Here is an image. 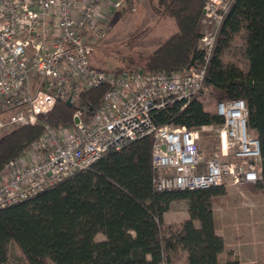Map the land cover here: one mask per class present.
Returning <instances> with one entry per match:
<instances>
[{"label":"built area","instance_id":"built-area-1","mask_svg":"<svg viewBox=\"0 0 264 264\" xmlns=\"http://www.w3.org/2000/svg\"><path fill=\"white\" fill-rule=\"evenodd\" d=\"M132 1L138 0H0V136L46 122L59 101L74 105L82 92L107 86L98 107L76 110L72 126L45 125L38 141L0 169V209L149 136L157 191L239 188L261 180V143L248 127L244 100L215 103L221 125L158 126L152 118L176 103L184 109L204 89L219 29L236 0H206L201 65L171 76L93 67L91 55L108 32L104 20Z\"/></svg>","mask_w":264,"mask_h":264},{"label":"trees","instance_id":"trees-1","mask_svg":"<svg viewBox=\"0 0 264 264\" xmlns=\"http://www.w3.org/2000/svg\"><path fill=\"white\" fill-rule=\"evenodd\" d=\"M155 12L172 19L176 31L143 60L122 58L114 72L142 71L171 76L204 63L200 50L206 0H153ZM247 68L225 64L224 55L239 37ZM99 70H105L98 67ZM216 103L244 100L250 131L260 140L262 178L242 185L264 199V0H236L223 21L209 61L204 89L184 109L181 103L152 112L158 126L196 128L223 123L207 112L203 91ZM107 91L102 85L84 91L72 107L59 101L46 122L18 126L0 136V169L17 160L44 134L74 124L76 110L98 107ZM152 136L103 156L88 170L15 205L0 209V264L15 245L28 264H240L220 262L225 240L216 233L214 208L227 195L223 187L194 191H157L152 165ZM186 202L188 219L168 225L174 203ZM103 234L104 240L97 236Z\"/></svg>","mask_w":264,"mask_h":264},{"label":"rangeland","instance_id":"rangeland-1","mask_svg":"<svg viewBox=\"0 0 264 264\" xmlns=\"http://www.w3.org/2000/svg\"><path fill=\"white\" fill-rule=\"evenodd\" d=\"M104 22L108 24L107 36L96 45L90 59L93 67H102L109 71L124 66L122 58L135 61L143 60L176 31V25L172 19L163 18L155 12L153 0H138L127 3L121 9L110 12ZM201 31L208 32V28L202 26ZM244 49V41L239 36L224 55V63L239 62L238 64L246 69L247 59L244 55ZM202 95L206 111L214 113L215 98L208 90L203 91ZM240 187L244 189L243 186ZM225 190L230 193L218 197V204L215 206V218L217 219L219 231H225L228 241L231 243L236 237L238 242L241 241L238 245L242 248L253 244L262 247L264 250L263 197L247 194L243 191H234L236 189L231 188ZM256 216L258 217L255 218ZM188 217L187 203H174L165 215V222L168 225L177 226ZM242 237L243 240H241ZM104 239L103 234L97 236L98 241ZM7 264L28 263L20 250L12 244L10 245Z\"/></svg>","mask_w":264,"mask_h":264},{"label":"crops","instance_id":"crops-1","mask_svg":"<svg viewBox=\"0 0 264 264\" xmlns=\"http://www.w3.org/2000/svg\"><path fill=\"white\" fill-rule=\"evenodd\" d=\"M231 189H236L234 191L245 192L244 189H242V187L231 188ZM227 193L229 194L230 192L227 191ZM257 217L258 216H256L255 218ZM214 219H215L216 233L225 240V244H226V252L222 253L219 256L220 262H226L228 259H230V256L228 254V252L230 251L233 253L232 258H238L240 264H254V263L264 264V250L262 249V247L252 244V245H248L246 248H242V246L238 245L239 243H241V241L238 242L236 237L233 239V243H231L230 241H228L227 233L225 231H224L225 233L223 231H219L217 219L215 218V208H214ZM243 239L244 238L242 237L241 240Z\"/></svg>","mask_w":264,"mask_h":264},{"label":"water","instance_id":"water-1","mask_svg":"<svg viewBox=\"0 0 264 264\" xmlns=\"http://www.w3.org/2000/svg\"><path fill=\"white\" fill-rule=\"evenodd\" d=\"M67 105L70 106V107L73 106L70 100L67 101ZM75 122L78 123V122H79V119L76 118V119H75Z\"/></svg>","mask_w":264,"mask_h":264}]
</instances>
